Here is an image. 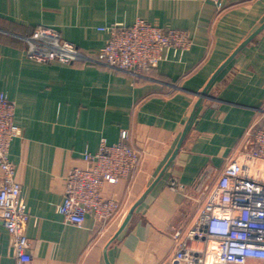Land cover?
I'll return each mask as SVG.
<instances>
[{"label": "crops", "instance_id": "1", "mask_svg": "<svg viewBox=\"0 0 264 264\" xmlns=\"http://www.w3.org/2000/svg\"><path fill=\"white\" fill-rule=\"evenodd\" d=\"M225 1L218 10L212 0H0V90L14 103L20 128L9 158L28 214V264H173L174 233L185 237L229 159L244 160L264 180V163L245 159L246 131L264 126V28L209 84L168 163L198 93L264 22V0ZM136 19L185 30L191 45L170 51L139 79L88 61L44 63L26 53L24 38L46 26L91 58L107 39L99 27ZM122 130L142 159L130 182L104 183L101 193L121 201L125 215L105 226L90 215L81 226L65 223L56 207L68 170L84 167V151L95 152L102 137L117 142ZM171 178L182 191L168 187ZM0 264H15L1 223Z\"/></svg>", "mask_w": 264, "mask_h": 264}, {"label": "built area", "instance_id": "2", "mask_svg": "<svg viewBox=\"0 0 264 264\" xmlns=\"http://www.w3.org/2000/svg\"><path fill=\"white\" fill-rule=\"evenodd\" d=\"M212 1L218 10L225 7V0ZM98 29L107 33V39L94 57H87L46 26H37L24 38L27 56L44 63L88 61L139 79L148 77L170 51L188 49L191 45L185 30L163 28L143 19L130 25L114 24ZM18 135L14 103L0 90V223L9 235L15 264H28L32 259L26 235L28 214L9 158L10 142ZM246 135L251 148L245 159L264 163V126H252ZM127 139L124 130L114 143L102 137L95 152H83L84 167L68 170L62 201L56 207L65 223L81 226L86 215H90L105 226L125 215L121 201L103 196L101 189L104 183H116L119 179L130 182L138 170L142 154L127 144ZM199 185L200 182L195 188ZM168 187L172 191L183 190V185L173 178ZM173 236L175 250L170 259L173 264H264V180L254 177L244 160L229 159L206 192L185 237L181 231ZM193 240L202 245L194 247Z\"/></svg>", "mask_w": 264, "mask_h": 264}, {"label": "water", "instance_id": "3", "mask_svg": "<svg viewBox=\"0 0 264 264\" xmlns=\"http://www.w3.org/2000/svg\"><path fill=\"white\" fill-rule=\"evenodd\" d=\"M264 28V22L257 28L255 29L248 37H246L235 49L234 51L231 53V55L218 67V69L213 73V75L211 76V78L209 79L208 83L206 84V86L202 89V91L200 93H198V99L197 101L195 102L194 104V107L192 109V112L189 116V119L186 123V125L184 126L182 132H181V135L178 139V142H177V145H176V148L173 152V154L171 155L168 163L173 159V157L175 156L178 148L180 147L183 139H184V136L186 134V131L188 129V126H189V123L191 122L193 116H194V113H195V110L196 108L198 107L199 105V102H200V99L201 97H203L205 95V92H206V89L207 87L209 86V84L212 82V80L215 78V76L218 74V72L261 30ZM136 203L130 208V210L128 211V213L126 214L121 226L119 227V230L118 232L124 227V225L126 224V222L128 221V219L130 218L131 216V213L135 207Z\"/></svg>", "mask_w": 264, "mask_h": 264}, {"label": "rangeland", "instance_id": "4", "mask_svg": "<svg viewBox=\"0 0 264 264\" xmlns=\"http://www.w3.org/2000/svg\"><path fill=\"white\" fill-rule=\"evenodd\" d=\"M81 51V50H80ZM249 264H251V263H249Z\"/></svg>", "mask_w": 264, "mask_h": 264}]
</instances>
